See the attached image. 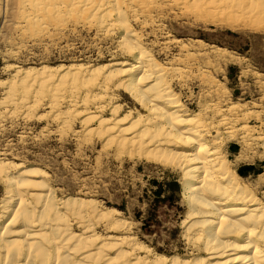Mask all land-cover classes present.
Listing matches in <instances>:
<instances>
[{
  "label": "bare ground",
  "instance_id": "6f19581e",
  "mask_svg": "<svg viewBox=\"0 0 264 264\" xmlns=\"http://www.w3.org/2000/svg\"><path fill=\"white\" fill-rule=\"evenodd\" d=\"M3 1L0 0V15L6 19L8 11L3 9ZM126 1L16 0L13 25L19 29L22 26L27 29L36 24L40 26L47 18L51 19L50 22L47 20L49 24L53 23V33H60L67 27L66 23L62 25L59 21L63 13L75 17L76 21L79 16L75 14L83 12L91 17V21L98 20L102 28L115 27L114 19L123 31L121 52H126L129 58L135 57V63L131 65L124 60L98 67L75 65L63 69L64 66H55L35 71L15 68L7 84L0 82V85H5L6 91L14 95L23 87L28 93L36 88L37 91L33 90L35 96L42 94L43 97V93L50 92L53 95L47 97L48 106L55 113L56 121L60 119L61 104L66 99L68 107L81 105L85 113L93 104L95 112L87 113L83 122L87 126L96 120L94 128L97 131L87 127L88 133H102L106 136V144L114 143L120 151H129V154L133 151L147 162L155 161L178 170L187 209L183 221L187 224L184 237L197 249V254L189 258L179 255L151 257L147 251L140 255L145 247L141 245L140 248L133 238L111 233L126 229L125 223L108 218L89 199L56 198L45 181L43 171L38 168L23 170L22 164L4 163L1 157L0 179L6 184L7 191L0 200V221H4L0 228V264H264V193L258 194L239 175L237 166L246 161L245 156L239 153L230 162L223 150L226 139L237 141L246 150L250 144L258 142L255 145L264 156V134L261 130L247 128L246 123L239 125L240 119L233 115L228 117L227 112H234L233 109L228 111V107L226 113L220 107L217 110L209 107L213 115L206 111L208 107H203L204 112L191 113L169 85L175 74L168 73L150 58L149 53L146 54L138 35L125 19L122 6H129ZM132 1L138 3L137 0ZM157 1L142 0L141 4L146 6V10L150 7L152 10L161 9L159 6L164 0ZM177 2L185 11L195 10L198 21L205 18V23L220 24L229 29H251L255 23L264 21V0ZM254 29L257 30L256 27ZM210 51L217 58L227 57L220 48L214 47ZM65 90L68 98L63 96ZM119 90L144 114L129 111L120 116L119 108L113 106L115 101L112 105L110 103L114 98L111 92ZM81 94L83 97L78 102ZM39 100L34 104L39 105ZM105 111H109L106 119L99 116ZM203 113L209 116L205 121ZM213 118L217 120L212 121ZM123 124L129 126L121 127ZM111 212L112 217L119 215L115 209ZM100 224L107 231L103 241L94 230Z\"/></svg>",
  "mask_w": 264,
  "mask_h": 264
},
{
  "label": "rangeland",
  "instance_id": "374dc122",
  "mask_svg": "<svg viewBox=\"0 0 264 264\" xmlns=\"http://www.w3.org/2000/svg\"><path fill=\"white\" fill-rule=\"evenodd\" d=\"M139 1L138 5L132 0L126 1L130 7L125 6L127 4L124 8L122 6L124 17L138 35L146 54L149 53L150 58L168 73L175 74L169 85L179 95L181 103L191 113L204 112L206 107L214 110L220 107L226 113L228 107V111H234L232 114L227 112L228 117L233 115L240 119L239 125L246 123L247 128L261 130L264 134V21L254 24L257 30L249 27L229 29L220 24L205 23V18L198 21L195 10L186 12L177 5V0H164L165 5L159 6L161 9L153 10L151 7L146 10L142 0ZM2 4L8 11L6 19L0 15V82L5 85L15 68L35 71L55 66H64L63 69L75 65L98 67L124 60L131 65L135 63V57L129 58L126 52H121L123 31L114 19L115 27L102 28L98 20L91 21V17L83 12L75 14L79 16L77 22L75 17L63 13L59 21L62 25L66 23L67 27L56 33L57 36L51 28L53 23L49 24L51 19L47 18L42 20L43 24L39 22L40 26L15 27L16 0H4ZM214 47L224 50L227 57L212 55L210 50ZM5 85H0V158L4 163L22 164L23 170L40 169L58 199L80 197L93 201L108 218L126 224V229L111 233L133 238L140 248L141 245L145 247L140 255L147 251L151 257L179 255L189 258L197 254V249L184 237L187 224L183 221L187 209L178 170L155 161L147 162L133 151H130L132 156L129 151H120L114 143L106 144V136L102 133H88L87 127L93 129L96 120L85 126L83 119L87 113L95 112L93 104H90L91 112L85 113L81 105L68 107L66 99L61 104L60 119L56 121L55 113L48 106L47 97L52 93L35 96L33 90L37 91L36 88L28 93L20 87L19 93L14 95L6 91ZM112 92L114 98L110 103L112 105L115 101L113 106L119 108L120 116L129 111L144 114L122 91ZM65 95L68 98L67 90ZM80 97L78 102L83 95ZM38 100L39 105L34 104ZM210 108L205 110L211 111ZM210 113H214L213 110ZM101 115L106 119L109 111ZM203 115L204 121L209 118ZM128 126L123 124L121 127ZM224 142L223 150L230 162L239 153L245 156L246 161L237 166L241 178L248 181L258 194L264 193V156L255 145L258 142L250 144L247 150L237 141L226 139ZM14 173L12 175H17ZM1 180L0 200L7 191ZM113 209L119 212L118 216L112 217ZM2 224L4 221H0V228ZM104 229L102 224L94 227L102 241L107 235Z\"/></svg>",
  "mask_w": 264,
  "mask_h": 264
},
{
  "label": "trees",
  "instance_id": "16d2710c",
  "mask_svg": "<svg viewBox=\"0 0 264 264\" xmlns=\"http://www.w3.org/2000/svg\"><path fill=\"white\" fill-rule=\"evenodd\" d=\"M239 175H240V173H239ZM150 231V230H149Z\"/></svg>",
  "mask_w": 264,
  "mask_h": 264
}]
</instances>
